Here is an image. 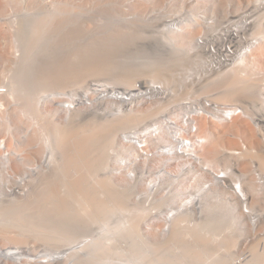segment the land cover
<instances>
[{"label": "bare ground", "instance_id": "1", "mask_svg": "<svg viewBox=\"0 0 264 264\" xmlns=\"http://www.w3.org/2000/svg\"><path fill=\"white\" fill-rule=\"evenodd\" d=\"M263 8L264 0H257L245 12L231 15L230 17L235 20L228 19L229 23L222 28L224 32H220L221 35H217L211 40L206 39L203 42L199 40L200 43L199 41L196 42L200 48L205 49L209 57L202 63V70H219L224 64L233 61L236 56L238 57L240 54L242 57L244 56L246 48L249 46L251 48L255 43L254 40L247 37V33L257 27L258 21L255 14ZM43 21V19L34 18L27 22L28 26L24 30L27 31L25 32L26 38L21 44L23 45L24 54L17 62L20 66L18 73L9 82L8 95L20 92L22 83L26 80L31 82L32 96L26 95V98L29 104L35 105L39 103L41 96H43L42 93L49 86L54 88L59 84L63 90L70 86V78L67 73L57 72L54 68L46 66L51 75L38 80L28 65L31 56L36 54L35 50L38 43L46 41L42 35H39L41 30L38 29ZM212 41L218 46V51L214 48V45H210ZM244 46L245 48H243ZM158 49L160 50L158 55L176 51L174 48H166L163 45H159ZM183 62L186 65V59H182L181 63ZM109 70L110 64L106 62L102 68L96 69L92 66L87 72L80 70L81 78L76 84H85L90 76L110 77L112 73ZM170 71H172V67L168 64L162 65L152 72H147L143 76L140 74L141 72L135 71V73H138L123 75L124 79H118L114 82L118 86L105 90L103 86L106 84L92 83L95 86L91 89L99 94L98 100L109 95L110 98L120 103L116 113L113 110L96 113L95 110L91 109L89 118L82 122V120H77L82 112L76 110L73 115L68 116V119H72V117L73 119L69 120L63 127H55L51 114L43 116L50 127L48 128L50 141L55 145L52 144V154L56 151L54 148L61 145L64 149L63 154L66 157L69 154L66 150L70 146L69 144L72 141H78V156L70 157L68 161L74 165L78 172L83 170L84 176L81 179L68 180L64 178L59 181V186L54 191L59 198V204H51V202L46 206L38 205L37 213H42L40 219H42V215L48 216L51 225L56 223L57 226L56 228L54 225L56 228L52 231L54 234L51 235L50 232V235L47 237L45 235L43 238H41L42 235H39V238L34 236L37 234L36 229L38 228L33 230L34 235L32 237L35 238H31L35 242H42L44 245L42 252H40L41 250L33 252L31 249L26 248L31 239L29 235L31 232L25 227L19 226L15 229L14 226L11 228L10 225L0 229V264H45L48 261L57 262L58 264L62 262H65V264H264V209L262 210L260 206L257 208L255 204L261 199L262 206H264V143L255 146L253 142L244 146L237 143L234 147L218 145L215 138H218V135L224 132L223 126L219 124L220 122L214 124L213 127L208 126L207 119L216 118L205 114V110L199 106V103H192L193 100H185L183 105L188 108L187 114H190L187 118L184 116L186 118L184 119V130L188 133L192 132L194 139L191 140L190 144L188 140L186 142L185 140H182V142L176 141V144H165L163 145L164 148L160 147L152 151L148 143H153L156 146L162 144L158 143L159 135L153 130L156 128V123H161V120L156 118L158 111L169 105L170 97H175L180 93L178 88L180 84H190L188 85L189 91L194 89V82L186 81L188 76H178L179 84L171 87L167 78ZM194 72L198 73L199 70L195 68ZM217 78H219L218 74H209L204 77L203 79L210 80L206 81L200 89H205ZM5 87L0 83V96L8 91V89H5L6 91L3 92ZM55 94L57 93L51 95ZM248 94L241 89H236L232 92L220 94L216 96V99L222 102L230 98L234 99V101L239 102L237 106L242 107L246 113L249 111L248 106L242 102L248 100ZM158 96L163 97L165 100L162 108H151L146 111L132 110L133 107H136V104L141 105L157 99L155 97ZM206 99L217 104L222 103L212 98L206 97ZM75 100L79 108L80 105L85 106V104L90 103L85 91L80 92L79 97ZM262 103V100L259 99L258 104L261 105ZM57 104L65 107L67 112H71L75 108L74 105L62 101ZM2 106L4 107V103L0 101V107ZM127 106L131 109L127 110ZM261 112H258L257 116L254 117V121H257L256 124L260 125L259 129L264 128V113ZM37 113L41 114L39 110H37ZM195 114L197 117L194 116ZM162 115L160 118L164 124L167 127L171 126L173 122L165 118L167 114ZM198 116L200 117L199 120H197ZM247 116L248 114L238 117L247 118ZM236 119L237 117L225 121H233V126L238 128L240 123ZM149 120H153L150 121L149 127L145 129L138 127ZM121 131L123 134H119L118 152L120 154H118L112 149L117 144V135ZM139 131H143L145 136L142 135V138L144 140L138 139L139 136L135 135ZM199 131H208L207 133L213 138L212 145H209L206 153H202L206 145H204L205 139ZM34 137L36 138L35 134ZM171 138L173 140L174 135ZM31 141L33 140H28V143H31ZM91 141L97 143L98 149L90 157ZM142 141L146 143H140ZM0 148H3L2 145H0ZM111 151L113 153L115 151L114 154L118 159L116 162L122 161L124 167L131 168L134 171L133 184H114L108 176L103 180L99 179L97 173L100 170H107L109 167V158L113 156L110 154ZM11 154L18 153L13 150L10 152ZM158 154L163 155V161L160 160L162 166H159L158 169L152 167V170L147 163ZM7 156L8 154L5 153L2 159L9 165L10 161L6 160ZM176 156L184 157L183 164L185 165H181V168L176 171L173 170L174 172L169 171L172 167L168 162ZM20 160L23 166L21 168L23 176L18 174L16 180L23 188L28 185L32 186L30 194L31 199L34 200L38 192L46 187L48 177L44 174L36 175L40 170L38 166L34 168L25 167L23 157ZM254 161H258L259 181H255L258 182L260 187L256 185L251 177L255 173L254 169L251 168ZM218 162L225 164L224 170L216 167ZM42 165L46 167L53 165V172L51 173L53 177L60 168L57 162L53 161L52 163L51 157L45 159ZM11 169L17 172L19 170L13 164H11ZM190 171L195 172L196 176L206 183L198 192L191 190L189 200L184 201V197H182L185 194L182 193L184 184L183 186L182 184L179 185L175 189V193L172 192L171 188L180 178H183L186 172ZM140 185L143 186L142 190L139 188ZM164 189L165 193L162 197H155ZM226 196L232 199V202H228ZM136 199L137 201H134ZM65 200H69L71 204L70 211L67 210L68 208L65 210L61 204ZM186 202L192 203L189 205ZM150 204L154 205L153 207H155V204L161 207L169 206L164 210L160 208L164 218L163 227L160 231L161 237L157 236V233L155 234L152 229L148 231H141L140 229ZM24 206L23 203L14 201L7 204L0 202V223L2 221L14 222L10 220V217L13 215L21 217V210ZM67 206L69 207V205ZM25 208L30 211L29 206H25ZM118 211L122 216L117 217L116 222H113V216ZM98 220L103 221L104 232L102 236L116 239L119 235L131 237L134 234L138 237V242L136 239L134 242L137 243L130 247L128 253H124L116 246H109L102 237L101 239L94 238L96 235L93 233L94 236L91 234V237L79 238L81 235H89V232L93 230H91V226L93 227L95 223L93 221ZM124 220L129 223L124 225ZM32 223L35 224L36 222L32 221ZM19 224L20 222L16 223V225ZM62 226L63 228L60 230ZM64 226H67V228H64ZM101 230H99L100 236ZM237 246H241L243 251L251 249L252 256L250 259L235 261L238 258ZM78 251L81 254L84 252L83 257L79 256L80 253L75 255ZM244 254L245 252L242 255Z\"/></svg>", "mask_w": 264, "mask_h": 264}, {"label": "rangeland", "instance_id": "2", "mask_svg": "<svg viewBox=\"0 0 264 264\" xmlns=\"http://www.w3.org/2000/svg\"><path fill=\"white\" fill-rule=\"evenodd\" d=\"M256 2L257 0H0V83L6 86L3 88V92L6 91L5 89H8L6 94L0 96V101L4 103V107H0V145L3 147L0 148V202L7 204L10 201H14L30 207V211H27L25 206L23 207L21 217L19 215L10 217V220L14 222L2 221L0 229H4L10 225L11 228L14 226L15 229L19 226L25 227V229L31 232L29 234L30 238L34 235L32 232L36 228H38L36 229L37 234L34 236L38 238L41 235V238L45 235L47 237L50 235V232L51 235L54 234L52 231L57 228L56 223L51 225L52 223L48 221V216L42 215L41 218L43 220L40 219L42 213H37L38 205L46 206L51 202V204H59V198L54 193L59 186V181L64 178L68 180H73L74 178L81 179L84 176V172L81 170L79 173L74 165L68 161L70 157L78 156V141H72L69 144L70 146L67 147L66 150L69 152L68 156H66L67 158L63 154L64 149L61 145L55 147L56 151L52 154V144L53 146L55 145L50 141L48 131L50 127L48 121L43 116L51 114L55 127H63L69 120L73 119V117L72 119H68V116L73 115V112L76 110L82 112V115H79L77 118V120H82V122L89 118L91 109L95 110L96 113H102L107 110H113L116 113L120 103L110 98L109 95H106L104 99L98 100L99 94L91 89V87L95 86L92 83L106 84L103 86V89H109L118 86L114 82L118 79H124V76L128 74L132 75V73L141 72L140 74L143 76L147 72H152L160 66L167 64L172 67V71L167 75L171 87L179 84L178 80L180 76H188L186 81L190 80L194 82V89L192 91H189L188 85L190 84H180V87H178L180 93L175 97H170L169 105L164 108H162V105L165 104V100L159 96L155 97L157 99L141 105L136 104V107L132 108V110L139 109L141 111L151 108H162L156 114V118L160 119L161 123H156L155 128L156 134L159 135L158 143L162 142V144L156 146L153 143H148L152 151L160 147L164 148L163 145L165 144L173 143L171 137L176 132V128L173 126L179 122L184 124V119L190 114L189 112L187 114L188 108L183 105L185 100H193L192 103L197 102L198 104L201 99L207 97L222 102L217 100L216 96L241 89L249 93L248 100L242 102L248 106L249 111L246 112V115L248 114L247 118L237 117L236 121L240 123L238 124V128L233 126V121H218L216 119H207L208 126L213 127L218 122L223 126L224 132L220 133L218 138H215L218 145L234 147L237 143L242 146L250 142H253L254 146L263 144L264 128H258L260 125L256 124L257 121H254V117L257 116L258 112L262 111L264 113V8L255 14L258 21L257 27L247 33V37L255 41L253 46L246 48L243 57L239 53L238 57L236 56L233 61L224 64L219 70H202V63L209 57L205 49L200 48L196 43L199 40L203 42L206 39L211 40V38L221 35L220 32H224L222 28L229 23L228 19H233V17H230L231 15L234 16L245 12ZM34 18L44 20L38 29L41 30L39 35H42L46 41L38 43L35 50L36 54L31 56L28 65L38 80L51 75L46 66L54 68L57 72L67 73L70 78V86L67 89L63 90L59 84L54 88L49 86L48 89H45L39 103H36L37 105L29 104L26 98V95L32 96L31 82L28 80L22 83L20 92L8 95L9 82L18 73L20 66L17 62L24 54L23 45H21L26 38L25 32L27 31L24 30L28 26L27 22ZM22 21L23 24L21 25ZM159 45H163L166 48H174L176 51L158 55L160 52L158 49ZM210 45H214V48L217 50L218 46L213 41ZM182 59H186V65L185 62L181 63ZM105 62L110 64L109 71L112 73L110 77L90 76L85 84H76L81 78L80 70L87 72L92 66L96 69L102 68ZM195 68L199 70L198 73L194 72ZM135 71L138 72L135 73ZM209 74H218L219 78L205 89H200L206 81L210 80L203 79ZM82 91L87 92L90 103L85 104V106L80 105L81 107L79 108L76 105L75 99L79 97ZM53 93L57 94L52 96L51 94ZM259 99L263 102L261 105L258 104ZM92 100L95 101L92 102ZM61 101L69 105L72 104L75 108L71 112H67L65 107L57 104ZM222 103L239 105L238 101H234L231 98ZM126 108L127 110L131 109L129 106ZM37 110L41 112L40 115L37 113ZM165 113L167 114L165 118L173 122L171 126L167 127L160 118ZM199 119L200 117L198 116L197 120ZM150 121L153 120L145 121L138 127L145 129L150 126ZM75 126L77 127V125ZM171 127L175 129L172 131L173 134L170 131L166 135L168 131L166 134L164 131L166 129L170 130ZM199 132L204 137V145H206L203 148L205 152L203 151L202 153H206V149H208L209 145H212L213 138L207 133L208 131ZM119 134L121 135L123 132L118 133L117 144L112 149L116 152L119 149ZM28 140L33 141L28 143ZM97 149V143L91 141L90 157L96 153ZM13 150L18 154L10 155V152ZM5 153L8 154L6 160L10 161L9 165L2 159ZM114 153L113 151L110 152L113 155L109 158L108 169H110L100 170L97 173L99 179L103 180L108 176L114 184H133L134 171L131 168L124 167L122 161L116 162L118 159H116ZM21 157H23L25 167L34 168L38 166L40 170L36 175L44 174L48 177L46 187L38 192L34 200L31 199L30 194L32 186L28 185L23 188L16 180L19 175L23 176L21 172L23 166L20 163ZM49 157L52 158V163L53 161L57 162L60 167L55 172L54 177L51 176L53 165L49 167L42 165L43 161ZM162 157V154L156 155L154 159L148 161V167L160 168L159 166H162L160 160L163 161ZM184 161L185 158L180 156L171 158L168 164L172 168L169 171L174 172L178 170L181 168V165H185L183 164ZM257 162L254 161L251 164V168L255 171L251 175L253 181H259L258 174L260 171L257 170ZM11 164L19 169L18 172L11 169ZM224 166L223 162H218L216 167L224 170ZM205 183L204 180L196 176L195 172L190 171L186 172L183 178H180L176 184H173L171 190L175 193V189L179 185L182 184L183 186L184 184L182 193L185 194L182 197H184V201H188L192 192L191 190L198 192ZM246 185L245 187H247ZM256 185L259 186L258 182ZM142 187V185L139 186L141 190ZM163 193H165V189L155 197H162ZM223 199L225 200V198ZM226 199L228 202H232V199L227 196ZM65 201H62L61 204L65 210L68 208L67 210L70 211L71 204L69 200ZM134 201H137V199ZM66 203H68L69 207ZM191 203L186 202L189 205ZM255 204L257 208L260 206L262 210L264 209L261 199ZM153 206L151 204L148 205L140 229L141 231L152 229L155 234L157 233V236L161 237L160 231L163 227L164 218L160 208L164 210L168 205L161 207L155 204V207L159 208ZM120 216L122 215L118 211L113 216L114 219L112 221L116 222L117 217ZM32 221L37 224H33ZM99 221H93L95 223L93 227L91 226V230H93L89 232V235H81L79 238L91 237L94 234L96 235H93L94 238L101 239L102 237L109 246H116L120 251L123 250L124 253H128L130 247H133L138 242V237L134 234L131 237L119 235L116 239L102 236L104 225H102L103 221ZM19 222L20 224L16 225ZM123 222L124 225L129 223L127 220ZM62 228L63 226L60 230ZM64 228H67V226H64ZM99 230L102 231L101 236ZM32 238L34 239L35 237ZM32 238L30 239L31 241L29 240V245L26 248L31 249L33 252L40 250L42 252L44 248L42 242H35ZM136 239L137 242H134ZM236 248L238 250V258L235 261H245V259H250L252 256L251 249L243 251L241 246H237ZM244 252L245 254L242 255ZM79 253L80 251L75 255ZM83 255L84 252L83 254H79L80 257H83ZM45 264L58 263L48 261ZM61 264H65V262Z\"/></svg>", "mask_w": 264, "mask_h": 264}, {"label": "built area", "instance_id": "3", "mask_svg": "<svg viewBox=\"0 0 264 264\" xmlns=\"http://www.w3.org/2000/svg\"><path fill=\"white\" fill-rule=\"evenodd\" d=\"M198 103L200 104L199 106L205 110L204 111L205 114L211 116L212 118H216L217 120H221V121L230 120V119L232 120L235 117L246 115L244 109L240 106H237L236 104H231V103L217 104V103H215L211 100H208L206 98L204 100L202 99ZM201 114L204 115L203 113H201ZM181 123L182 122H179L173 126L176 128V130L173 127H171L170 130L166 129L164 132L166 134V132L168 131L166 134V135H168L170 131L171 132L174 130L176 131V132H174L173 144H176V141L182 142V140H185V142L188 140V143L190 144L191 140L194 139L192 137L193 133L192 132L188 133V131L186 132L183 128L185 126V124H181ZM193 129H195V128H193ZM153 130H154V132H156L155 128ZM172 134H173V132H172ZM135 135L139 136L138 139L141 138L142 140H144L142 138L143 136H145V135H143V131H139ZM140 143H146V142L142 141Z\"/></svg>", "mask_w": 264, "mask_h": 264}]
</instances>
